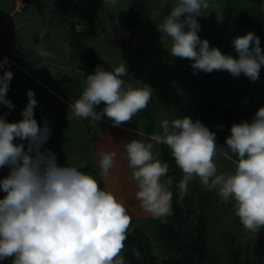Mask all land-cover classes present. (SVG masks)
<instances>
[{"label": "clouds", "instance_id": "clouds-1", "mask_svg": "<svg viewBox=\"0 0 264 264\" xmlns=\"http://www.w3.org/2000/svg\"><path fill=\"white\" fill-rule=\"evenodd\" d=\"M111 7L117 0H105ZM210 7L208 0H178L170 14L158 27L171 38L170 54L192 61L193 74L227 71L234 77L243 73L251 81L259 79L264 65V50L254 32L236 36L232 46L238 58L223 54L201 39L197 17ZM218 19V18H217ZM218 21H222L218 19ZM83 28V26H81ZM79 30V29H78ZM39 56L52 53L42 47ZM0 62V104L13 109L7 99L13 73ZM128 73L126 62L113 70L97 65L94 74L86 76V86L78 99L69 105L75 118L107 117L113 127L130 122L145 110L153 95L148 84L133 87L122 79ZM28 103L23 119L7 122L0 116V168L8 167V175L0 179V261L11 258V264H126L121 255L125 248L132 217L125 203L100 187L97 179L74 166H60L57 157L44 144L52 134L49 123L41 127L34 118L35 93L27 91ZM105 105L101 111L96 107ZM162 133L154 137L167 145L176 165L183 172L179 183V199L187 194L188 183L198 177L202 186L216 190L221 203L234 202L235 215L248 231L257 233L264 227V107L252 121L233 124L223 145L216 133L199 119L191 117L161 122ZM26 141L14 143L16 139ZM131 178L141 208L154 218L171 213L173 193L168 190L171 179L161 178L169 171L154 155V144L133 139L124 145ZM227 151H224V148ZM236 159L234 172L218 174L214 162L217 153ZM100 176L107 179L115 164V152H99ZM139 258V252L133 249Z\"/></svg>", "mask_w": 264, "mask_h": 264}, {"label": "crops", "instance_id": "crops-1", "mask_svg": "<svg viewBox=\"0 0 264 264\" xmlns=\"http://www.w3.org/2000/svg\"><path fill=\"white\" fill-rule=\"evenodd\" d=\"M4 1L0 0V24L4 25L9 50L19 57L20 68L7 92L13 109L0 104V116L7 122L23 119L27 91L32 90L37 100L34 118L41 127L47 121L52 130L44 149L55 153L58 165L74 166L92 175L102 189L123 201L132 217L131 225L139 218L153 216L135 198L137 186L131 178L126 143L133 139L153 143L154 155L170 168L174 160L170 148L154 139L162 133L163 120L171 122L183 116L199 119L216 133L217 144L223 145L233 124L251 122L256 111L264 107V65L255 82L243 73L238 77L215 70L193 74L192 61L170 54L171 38L158 31L163 17L151 16L148 2L140 24L130 30L124 23L132 0H117L115 7L105 0H25L26 7L20 13L15 12V0H7V6ZM238 1L240 6L227 8L208 40L210 47L233 58H238L233 39L248 32L260 38L264 50V0ZM38 47L52 56H39ZM124 62L128 68L122 77L126 85L148 84L153 89L148 107L119 127H113L107 117L99 121L75 118L69 105L82 94L86 76L94 74L97 65L111 71ZM104 106L102 102L96 111ZM14 143L27 145L18 138ZM99 152L116 153L107 179L100 176ZM229 156L230 161L236 159L231 153ZM9 171L8 167L0 168V179ZM161 180L166 182L168 173ZM4 195L0 190V199ZM0 264H11V258Z\"/></svg>", "mask_w": 264, "mask_h": 264}, {"label": "rangeland", "instance_id": "rangeland-1", "mask_svg": "<svg viewBox=\"0 0 264 264\" xmlns=\"http://www.w3.org/2000/svg\"><path fill=\"white\" fill-rule=\"evenodd\" d=\"M150 6L151 16L161 15V23L170 14L178 0H146ZM210 7L202 10L197 17L201 30L198 35L201 39L211 40L215 29L225 15L227 8L240 6L238 0H208ZM5 6L8 1H4ZM249 6L250 4L244 3ZM218 18V19H217ZM249 122V121H248ZM250 123V122H249ZM214 162L218 174L231 173L235 165L229 158L217 154ZM170 163L175 172L180 173L177 184L168 190L173 193L171 213L166 217L139 218L138 223L132 224L128 233L134 228H140L142 234L136 235L133 248L139 252V258L133 253L124 257L126 264H169L178 254V249L190 244L189 239L196 231V221L202 220L205 232L202 251L192 255L193 264H264V227L257 233L248 231L235 215L234 202L221 203V197L216 190H206L198 177L188 183L187 194L183 200L179 199V183L183 179L182 170L175 160ZM171 167V165H170ZM145 237L148 238L151 248L148 250ZM198 239V238H197ZM199 240V239H198ZM196 240L195 244H199ZM132 242V241H131Z\"/></svg>", "mask_w": 264, "mask_h": 264}, {"label": "trees", "instance_id": "trees-1", "mask_svg": "<svg viewBox=\"0 0 264 264\" xmlns=\"http://www.w3.org/2000/svg\"><path fill=\"white\" fill-rule=\"evenodd\" d=\"M146 12H147L146 0H132L128 15L124 23L125 26L130 30H135L137 26L140 24ZM179 175L180 173L175 172L174 166H172L171 164V167L169 168L168 171V180L171 179L172 187L176 188V186L174 185L177 184L176 177H178ZM202 225L203 224L201 219L199 221H196V224L194 225L196 227V231H194L192 237H190L189 239L190 244H186L183 247L179 248L177 256L169 264H193L192 255L202 251V247H203L202 246L203 242L201 241H204L205 232L203 230ZM140 234H142L140 228H134L133 233L130 232L128 233L127 239L125 241V248L122 252L124 257H128L130 253H133L134 245L132 244L133 243L132 239L136 235L140 236ZM196 240L199 241V244H195ZM145 241L148 246L147 248L150 251V249L152 248L148 238L145 237Z\"/></svg>", "mask_w": 264, "mask_h": 264}, {"label": "built area", "instance_id": "built-area-1", "mask_svg": "<svg viewBox=\"0 0 264 264\" xmlns=\"http://www.w3.org/2000/svg\"><path fill=\"white\" fill-rule=\"evenodd\" d=\"M26 7L25 0H15V12L20 13ZM4 58H7L8 64L4 66L5 69L12 71L13 76L20 68L19 57L13 54L7 46V38L5 28L3 24H0V62H3ZM3 74V69H0V75Z\"/></svg>", "mask_w": 264, "mask_h": 264}]
</instances>
